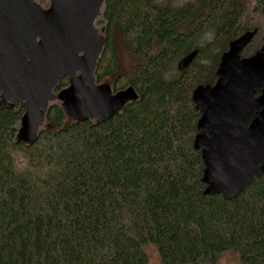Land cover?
<instances>
[{
  "label": "trees",
  "instance_id": "16d2710c",
  "mask_svg": "<svg viewBox=\"0 0 264 264\" xmlns=\"http://www.w3.org/2000/svg\"><path fill=\"white\" fill-rule=\"evenodd\" d=\"M103 18L96 82L113 79L114 93L136 99L105 122H70L51 105L28 143L17 138L25 106L0 107V264H149V246L159 264L228 253L264 264V174L231 201L204 195L192 102L231 42L255 32L246 55L264 47V0H104ZM116 37L133 61L124 74Z\"/></svg>",
  "mask_w": 264,
  "mask_h": 264
},
{
  "label": "water",
  "instance_id": "95a60500",
  "mask_svg": "<svg viewBox=\"0 0 264 264\" xmlns=\"http://www.w3.org/2000/svg\"><path fill=\"white\" fill-rule=\"evenodd\" d=\"M30 1L0 0V93L17 104L26 101L29 121L68 77L64 112L74 121H107L121 110L123 99L96 89L92 76L84 78L85 88L75 77L79 45L89 59H97L93 18L104 0H51L49 19L34 12ZM254 33L229 44L213 86H198L192 93L201 114L193 146L204 164V195H220L225 201L264 174V47L248 59L239 58ZM196 56L194 51L181 59L178 71ZM256 89H261L257 98Z\"/></svg>",
  "mask_w": 264,
  "mask_h": 264
},
{
  "label": "rangeland",
  "instance_id": "374dc122",
  "mask_svg": "<svg viewBox=\"0 0 264 264\" xmlns=\"http://www.w3.org/2000/svg\"><path fill=\"white\" fill-rule=\"evenodd\" d=\"M157 3H163L164 5H171L173 7H179L183 0H155ZM29 7L39 15L44 16L45 18L49 19V11L51 8V0H31L29 3ZM103 11H104V3H102L99 8L96 10L94 18H93V45L97 51V57L102 49V44L105 38V21L103 18ZM258 25L261 26V34L260 36L264 35V18H256ZM206 39H209V36H206ZM260 37L255 40L254 46H259ZM39 42V38L37 39V43ZM115 44L118 49V63H119V71L121 73H127L130 70V67L133 64L132 58L130 56L129 50L127 49L126 45L124 44L123 40L120 37H116ZM214 53V52H213ZM76 64L78 69L76 70V79L79 80L82 87H87V84L84 82V78L89 75H93V71L95 68V60L89 59L86 55L83 45H79L78 49L75 52ZM95 78V76H94ZM113 79L110 80L108 78L102 80L99 83L95 82L94 87L98 90L106 91L108 96L111 98H118L123 99L121 103V107L125 104L134 101L136 99L135 94L130 90L127 89L123 92L114 93L112 89ZM70 89V84L63 90L59 92H52L51 97L47 103V106L44 110H41L37 115H35L31 120H26V114L24 115L23 119L17 124V138L22 139L24 142H30L38 131L45 128V121L44 115L47 107L51 105H57L65 111V101L64 95ZM26 107V101L21 102ZM18 104L15 103L11 98H6L4 93H0V107H10V106H17ZM66 114V113H65ZM67 120L72 122L74 121L71 119L67 114ZM93 121H98L94 119ZM146 253L149 259V264H159V259L156 254V251L153 247L149 246L146 248ZM217 264H239L237 258L233 254H226L221 256Z\"/></svg>",
  "mask_w": 264,
  "mask_h": 264
},
{
  "label": "flooded vegetation",
  "instance_id": "af4514ba",
  "mask_svg": "<svg viewBox=\"0 0 264 264\" xmlns=\"http://www.w3.org/2000/svg\"><path fill=\"white\" fill-rule=\"evenodd\" d=\"M245 34V33H244ZM253 40H254V36L252 37V39L250 40V42L247 44V46L240 52V54H239V58L240 59H248V58H250V57H252L256 52H258V51H256L254 54H249V55H246L248 52V48L251 46V44H252V42H253ZM263 48V47H262ZM228 50V49H227ZM227 50L225 51V52H227ZM101 52V51H100ZM224 54V53H223ZM222 54V55H223ZM99 55H100V53H99ZM221 55V56H222ZM98 58H99V56L97 57V59H96V62H97V60H98ZM220 59H221V57H220ZM220 63V62H219ZM96 64V63H95ZM219 65V64H218ZM218 68V67H217ZM216 74V73H215ZM92 78H93V84L95 85V82H96V79L94 78V74L92 75ZM216 80H217V76H216ZM216 82V81H215ZM97 83V82H96ZM215 84V83H214ZM213 84V85H214ZM212 85V86H213ZM260 93H261V89H256L255 90V98H257V97H259V95H260Z\"/></svg>",
  "mask_w": 264,
  "mask_h": 264
}]
</instances>
